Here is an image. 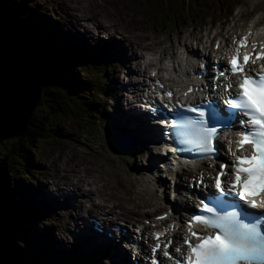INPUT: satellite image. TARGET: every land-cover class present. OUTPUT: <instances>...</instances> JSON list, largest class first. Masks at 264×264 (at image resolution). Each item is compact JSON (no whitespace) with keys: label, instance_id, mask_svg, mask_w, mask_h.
I'll return each instance as SVG.
<instances>
[{"label":"rangeland","instance_id":"rangeland-1","mask_svg":"<svg viewBox=\"0 0 264 264\" xmlns=\"http://www.w3.org/2000/svg\"><path fill=\"white\" fill-rule=\"evenodd\" d=\"M237 2H243L245 5H247V9L239 6ZM147 3V0H13V4L8 8L10 12L14 13L12 16H15L18 20H20L19 10L16 9V6L30 7L28 6L30 4L34 7L43 9L45 12L53 15L55 17V20H57V22L61 24L62 29L66 32L70 31L71 27L74 33L77 35H82L81 33L86 34L85 31H88L90 34L89 38H95L98 40L99 36H101L104 40H106L103 41L104 43H108L110 40H113L115 42L121 41L123 43V34H134V36L146 35L149 38L155 35L156 39L158 37L161 38V40L157 39L156 42L163 41L166 38H171L172 35L176 36V33L179 30L185 31V37L188 34H194V32L202 34V30L199 29L201 24L207 25L211 22L212 19L222 21L227 20L229 22L227 29L232 28L234 26V18H237L236 13L238 11V14H243L250 17L255 11L264 7V0H195V5L197 6V16L195 17L194 22L191 24H180L177 27L172 25L170 31H166L167 35H165L163 31H158L157 33L153 34V31L155 30L153 29L151 19L148 17L149 12L147 8ZM260 5L261 7H258ZM6 6L7 4L3 3V7ZM0 11H2L1 7ZM37 13L42 14L41 12ZM42 16L44 18L46 17L43 14ZM73 17L78 18L83 28L74 30V22L72 20ZM82 19L91 20L90 25L85 26L80 21ZM182 20L184 21L185 19L182 18ZM44 22L46 23L47 21ZM48 23L50 24V22ZM105 25H110L112 29H108ZM191 26H195L197 29L192 30L190 29ZM236 26L238 27V25ZM214 32H219V29H216ZM30 37L33 41L32 36ZM119 38L120 40H118ZM107 39H109V41H107ZM67 41L70 42L71 47H75V44L79 46L82 45L81 42L71 37H69ZM84 45L87 47H98L96 50L97 53L100 55L98 56L100 58V61H97L95 58H87L86 61L95 62V64L99 66L96 67L98 68V70H104L107 73H110L107 76L109 80L108 82L111 83L114 80L117 83L119 73H125V71H122L123 67L121 65L118 66V61L122 59L117 57L115 54H111L109 51L106 52L105 55H103L104 48L101 49L99 46L96 45V42L90 43L89 41L85 40ZM65 46L67 47L68 45L66 44ZM77 54L78 53L75 52L72 53V55H75L77 60H80L81 58L79 54ZM154 54L158 57L156 51L154 52ZM96 68L93 67L91 68V71L85 73L83 75V81L88 80L90 76L94 79V82H92V84L94 85V87L98 88L99 82L96 81V74L98 76V71ZM112 69H116L118 73L117 77L112 74ZM120 76H122V74H120ZM49 78L50 75L48 74L46 79L50 81ZM70 82L72 83L73 80H70ZM101 85L105 87V84L102 83ZM44 86H47L45 84V81ZM66 87H68L73 92H79L78 90L72 88L71 85L68 83L66 84ZM48 90L51 92L53 91L50 88ZM106 91L109 93L107 88ZM66 93L63 92L64 97L69 98L70 95L68 94V92ZM101 93L102 92L99 90L98 93L93 94V96L89 97L91 98L92 102H97L98 105H101L102 109L105 110L106 106L110 107V102H107V96H105V99H102V97L100 96ZM105 116L110 119V116L106 114ZM85 118L86 124L84 125L81 122L85 120ZM43 121L45 135L42 138L36 139L35 144V148L37 147V151H39V153L41 154L42 161L39 160L41 158L38 157L39 155L36 156L35 154H32L28 166H38L39 168L31 169L30 167H28L27 177L31 180V183L26 182L21 185V188L23 189V196H25L29 200H32L33 191L35 197L36 209L38 211L36 215L39 216L37 218V226L40 227L44 232L43 239L37 241L38 245H40L41 243L44 244V248L39 249V252L50 256L54 249H58L59 251L64 250L68 254V258L70 260L78 254L79 250L83 252L86 251L87 253H89L90 256H92L91 260L95 262V257L99 256L100 254L98 252L102 251L103 254L100 255L106 256L108 258L107 264H117L116 256L118 253L121 252V250L112 247V249L107 251L108 249L106 248V246L108 244L105 246V244L99 238L93 236L86 238L84 234L85 230H82V233L80 234L76 233V229H80L79 224L80 226H83V224L79 218H76V216L78 215L75 211L74 213L73 211L71 213V216H73V218H71L69 214H66V216H64V220L69 222V232L65 236L68 238L69 244L64 243L63 245L65 249L60 248L58 246V243H55V241L60 239L59 229H57L58 232L55 230L50 233V231H48L44 226H48L51 223L52 228L55 222L53 215L55 213H62L58 209H48L50 207L48 206L49 203L46 200L51 201V198L49 196H46L45 199H42L38 195L42 192V190L50 186L51 179H55L54 177H51L50 174L55 176L56 169H60V167L63 166H69L73 162H82L83 158H85V165L87 166V158L91 156L93 162L96 164V167L88 165V168H97L96 170L99 173L96 174V177L99 178L101 186L104 187V194L109 193L111 196H113V199H110L109 197L104 196L101 192H99V198L95 197L96 202H94L103 206L106 211L111 210L112 212H115V214L113 215L115 218H118L120 216V219H125L127 222H132L133 219H129L132 218V216L129 215V208H132V205L137 204V201L134 198L136 197V191L141 192L139 188H142L141 184L143 179L145 178V171L148 170L150 164L149 158L150 156H152V153L154 154L158 151L149 149L143 153L142 149L140 152H132L126 157H123L120 154H116L113 151V142L116 136H118V134L116 132L109 133V131L105 129V127H111L108 125V122H105L104 120L101 121L98 126L94 127V125L99 122L96 118V115L92 112H88V114H83V111L78 108L71 110L70 115H50L46 116ZM71 123L77 126H79L80 124H82L83 126L89 125L90 127H82L78 130H74ZM64 125L66 128V133L58 134L57 130ZM107 133L109 134L107 135ZM77 135H79V137ZM14 140H17V138L0 142V167L4 165L5 162L8 160L7 158L9 154L6 153H10V151H13L12 148L13 144L15 143ZM73 142H75V147L72 145ZM89 144H92V146L94 147L93 149H96V151H98V156L93 155L94 153L89 151L91 150V147H89L87 150ZM51 152H53L54 154L52 159ZM23 156L28 155L24 154ZM26 158L27 157H19L21 165L25 164L23 162ZM56 158H60V162H58ZM35 161L37 163L36 165ZM129 166H131V168H139L143 170L142 177L141 174L138 175V173L140 172L131 170ZM160 166L161 167H159V169L164 168L163 165ZM159 169H155L154 167L152 168V170L155 171L154 173L157 175V177H159L160 184L158 186H160V192H157L156 196L154 197L152 195V192L154 191L151 190L152 186L149 185V193L147 194L149 197V202H147L146 205L155 204L159 211H164L170 206L167 205L166 208L162 209V205L165 203V200L168 199L169 196L172 199H175V190L178 192V196L183 195L182 190L187 188L188 184L186 182L183 186L178 187L175 184V180L168 176V173L165 170ZM74 171L75 169L72 166L63 168L61 170V172L70 182L72 181V179L76 180V178L72 175ZM5 172L6 170L0 168V173L3 174V177H1L2 175L0 176V190H4V192L0 195V245H4L5 247L13 250L14 252H16V249L18 250V246L22 250H26L28 248V245H26V233L27 230L30 228V224L28 222L30 217L24 218V216L21 215L22 208L17 206L16 201L18 200L20 194V192H18V188L15 187V190L13 192L10 190L6 191L8 188V183L4 181L8 179L9 176H7V174L5 175ZM147 172H149V170ZM18 174V176H20L19 180L23 182L24 176H22L21 173ZM87 181L91 183V186H87V190L93 189L95 191L99 188L97 185L94 184L92 178L89 177ZM8 182L10 183V181ZM27 184L31 185L28 186ZM46 190H48V188ZM7 199H9L10 202ZM128 199H131L132 201H127ZM60 204L62 207L64 202L60 201ZM89 204H92V202L87 203V205ZM117 204H120L121 207H115L114 209H111V207H113L114 205L116 206ZM173 204L175 206L178 204L180 205V197ZM24 206L28 207L29 204L26 203ZM68 211L69 209L62 210V212L64 213H67ZM48 214L51 215L46 216ZM86 218L90 220H100V217H98V215L92 212L83 216V219ZM120 222L121 221L117 220L116 224ZM77 234L80 237V242L75 239ZM82 238L85 243L89 245V247L87 245H84L85 247L82 246V249H79ZM11 243H15L16 245H11ZM109 245H117V243H112V241H110ZM2 248L3 247L0 246V250ZM92 249H94L95 252L92 251ZM111 250L113 251V253ZM105 251H107V253H105ZM56 258L59 260L69 261L65 256L61 254H58ZM20 259L21 255L17 253L16 256L12 258L13 261H8L7 264H9V262H12V264H18V261ZM5 263L6 260H4L0 264ZM127 264H131V260L128 259Z\"/></svg>","mask_w":264,"mask_h":264},{"label":"snow or ice","instance_id":"snow-or-ice-1","mask_svg":"<svg viewBox=\"0 0 264 264\" xmlns=\"http://www.w3.org/2000/svg\"><path fill=\"white\" fill-rule=\"evenodd\" d=\"M250 35L251 32L238 42L233 41L237 47L228 64L218 69L213 77V80L224 78L227 81L222 85L226 92H236L224 101L227 108L210 101L196 105L178 101V107L183 111L176 112L169 125L174 129L179 150L197 152L202 159H213L218 155L220 146L216 141L224 134L221 129L230 130L239 125L235 133L239 138L228 142V151L234 159L231 165L220 164L212 177L216 193L201 199L198 214L194 213L186 222L189 235L184 236L183 244L189 250L182 260L176 259L175 264H264V64L258 70L250 67L264 60V45L250 44ZM249 48L251 52L241 53V49ZM231 77H236L237 81L233 82ZM216 87L213 84V89ZM192 92L189 88L183 95L188 97ZM164 95L169 100L173 98L171 91ZM233 143L236 151L232 150ZM246 145L251 146L249 155L243 154ZM237 151L241 154L237 155ZM229 167L231 172L227 171ZM199 183L204 184L203 175ZM249 209L261 211L250 212ZM196 224H203L212 232L200 234L193 230ZM168 230L175 231V226ZM164 235L154 233L157 241ZM193 238L198 242L193 243ZM171 244L172 241H168L163 251L169 260L174 259L168 251ZM160 247L157 243L153 253ZM181 251V247L175 248L176 253ZM153 264L161 262L154 259Z\"/></svg>","mask_w":264,"mask_h":264},{"label":"bare ground","instance_id":"bare-ground-1","mask_svg":"<svg viewBox=\"0 0 264 264\" xmlns=\"http://www.w3.org/2000/svg\"><path fill=\"white\" fill-rule=\"evenodd\" d=\"M28 6L31 7V8L29 7L31 10L34 7L33 5H30V4ZM192 6H194V4H192ZM112 8H113V6H112ZM261 9H263V8H261ZM33 10H35V9H33ZM4 11L7 12V10H4ZM27 14L28 13L25 12L26 16H27ZM30 14L33 15V17L35 19L38 18V19H40L42 21V23L48 25L47 27H52L53 26V23H52V22H54L53 15L50 14L49 19H48V17L44 18L42 16V14H38L37 12L30 13ZM72 19L75 21V26L76 27H81V23L79 22L78 18L75 17V18H72ZM20 21H21V23L23 24L24 27H25V25L28 27L27 22H24L22 18H20ZM44 21H47V22L45 23ZM80 21L85 26H89L90 22H91V20H85V19H82ZM48 22H50V24ZM105 26L108 29H112L110 25H105ZM263 29H264V26H263ZM113 31H115V30H113ZM81 34H82V37H84V39L89 41L90 43H95L97 41V39H95V38H89L90 34H89L88 31H86V34H83V33H81ZM35 35H37V34H35ZM69 35H70V33H69ZM193 36H194V34L188 35L186 37V42H189V41L191 42ZM145 38H147L146 35L145 36H134V34H123L122 35V39L124 40V42L126 44H124V47L119 45V44H114L113 47L118 51L119 54L117 53V51L114 48L112 49V53L116 54V56L121 58V59L124 58L122 60H124L126 63H127V60H129V63H131L130 61L134 60L135 56L137 57V51L141 49V58H143L142 52H144L143 48L145 47V45L143 44V41L145 40ZM157 39L161 40L160 37H158ZM20 41L22 42V40H20ZM107 41H109V39H107ZM111 42H115V41L110 40L108 43H104V49H103L104 51H103V53L108 52V44L111 43ZM116 43H118V42H116ZM54 47L57 50H59L60 52L63 51V47L61 45L55 44ZM36 51L40 53L38 48H36ZM62 55L66 59V56L64 54H62ZM193 56H196L195 52L193 53ZM39 57L42 58V59H47L48 58V54L47 53H41V55H39ZM185 58H186V60H188L189 56H185ZM141 63L142 62H139V65H142ZM193 67L195 68L196 65H193ZM49 68H50V65H47L46 69L48 70ZM197 70L200 71V68L198 67ZM115 73L116 72L114 70L112 72V74L117 76V74H115ZM193 73L190 74V77L192 76ZM138 75L141 76V77H144V75L141 74L140 72H139V74H136L131 69H130V72L128 74H126V76L129 79L130 78H134V77H136ZM53 76L57 78V73L53 72ZM220 80L224 81V82H227L225 79H220ZM147 82L150 84V86L145 85L144 86V91H147L148 94L151 95L152 92L154 91V87L156 88V85H154V83L151 80H149ZM121 86L122 85L120 83H118L115 86L116 87L115 88L116 92H118L117 90H120L119 88ZM128 86L133 87L132 84H129ZM221 90H222V88H221ZM155 91H157V90H155ZM139 97H140L139 93H136V99H139ZM134 102H135V100L127 103L129 105V107L126 108L127 110L118 107V110L114 114H112L110 116V119L106 118L105 116H102L103 113L101 111H97V112L92 111V113L96 115V118L99 121L96 125H94V127L98 126V124H100V122L104 120L105 122H108V125L110 127H116V128L124 129L126 131V134H128L127 133V129H128V131L131 133V134H128V135H134V136L140 137V135H143L144 133H147V130L145 129V128H147V126L145 124L141 123V122L133 120V118H132V110L131 109H132V107H135L134 106L135 105ZM118 103L124 104V101L123 100H119ZM93 106H95V105H93ZM105 108H106V110H110V107H108V106H106ZM155 125H156V123L154 122V126ZM72 126H73V124H72ZM81 127L89 128L90 126L89 125L83 126L81 124ZM73 129H74V127H73ZM157 131H159L160 133L163 132L160 129H158ZM77 136L79 137V135H77ZM128 137H133V136H128ZM72 145L75 147V142H73ZM122 145L126 146L124 144H122ZM221 146H223V143L220 141V147ZM89 147H91V150H89V151H91L93 153H96V154L98 153V151H96V149H93L94 147L92 146V144L88 145L87 150H88ZM130 149H133V148H130ZM87 150H86V152H87ZM53 155H54L53 152H51V159L53 158ZM225 156L229 157L228 154H225ZM221 158L223 159L224 157H221ZM59 159L60 158H56V160L58 162H60ZM91 160L93 161L92 157H90V158L88 157L87 158V161H86L87 166L85 165V158H83L82 162H73L69 166H66V167L63 166V167H60V169H56V175L55 176L50 174L51 177H54L55 179H51V181H50L51 184L48 187V190H46V188H45L38 195L42 199H45L46 196H49L51 198V201L46 200L49 203L48 206L51 209H58L62 213V214L55 213L53 215V218H54V221H55L54 225L52 226L53 229L51 228V223L48 226H44V227H46V229L48 231H50V233L53 232L54 230L57 231V229H59L60 239L55 241V243L56 244L58 243V246L60 248H62V249H65V247L63 245L64 243L65 244H69L68 238L65 237L66 234L69 232V226H68L69 222L64 220V216H66V214H69L71 216L72 211H73V213L75 211L77 213V215H78V216H76V218H79L83 222V216L85 214H89L90 212L95 213L96 215H98V217H100V222L101 221L103 222V224H101L99 226H102V225L104 226L106 224V222H114V223H116V221L118 220L117 218H115L113 216L115 214V212H112L111 210L106 211L104 209V207H101L98 203L94 202V197H98V193L99 192H101L104 196L109 197L110 199H113V196H111L109 193H105L104 194V192H103L104 191V187L101 186V184L99 182V179L97 177H94V175L96 176V174L99 173L96 170V168H93V169L88 168V165H91L92 167H94V165L91 163ZM152 161H153L154 166H155V165H157V162L159 161V158L155 156V158L152 159ZM132 165H135V164H132ZM70 166H72L75 169V171L72 173V175H73V177L76 178V180L72 179L71 182L68 181V179L61 172V170L63 168H67V167H70ZM129 168L131 170H133V171H138V172H142L143 171V170H141L139 168H131V166H129ZM106 173H107V171H106ZM106 173H104V174H106ZM89 177L92 178L94 184L99 187L95 191L93 189L87 190V186H91V183H89L87 181V179ZM185 183H186V181L183 178L175 180V184L178 187L183 186ZM188 185H189V183H188ZM205 192H207V190H205ZM20 193L22 194V192H20ZM77 194L79 196H77ZM193 195L197 196L196 193H193L192 196ZM179 197H180V200H182L185 203V210L188 211L190 209L189 208V204L192 205L191 201L188 200L183 195L178 196V198ZM78 199H81V200H78ZM7 200L10 202L9 199H7ZM60 201L64 202L63 206L69 208V211L67 213L62 212V207H61ZM127 201H132V200L128 199ZM88 202H92V204L87 205ZM115 207H121V205L120 204H117L116 206L114 205L113 207H111V209H114ZM180 207L181 206H178V207H176V209H180ZM70 209H72V210H70ZM138 214H139V211L136 210L134 216H137ZM49 215H51V214H48L46 216H49ZM71 218H73V216H71ZM178 218H181V216L178 215ZM75 225H77V224H75ZM83 225L85 226V228H88L92 232V235H95L97 237H101V234L95 233L90 227H87L85 225V222L83 223ZM113 226H115V224ZM111 228H113V227H105V229L108 230L109 232L111 231ZM75 239L80 242V237H79L78 234L76 235ZM122 239L123 240L133 239L134 241H141L142 248L137 250L133 246V244H129L128 245L129 250H124V249H126L127 245H125V243L123 244L122 240L119 239V237L116 240L112 239V243L116 242L117 245H109L110 242L108 241V239L105 236L102 238V240H104V241H106L108 243V245L106 246V248L108 249L107 251H109L110 249H112V247H114V248L119 249L121 251L124 250L123 251V255H124L125 252H131L133 254L135 252L139 256H145L147 260H150L151 254L153 252V251L150 250L151 243H147L141 235L137 236L134 233H132L130 237L122 238ZM81 244L87 245L89 247V245L85 243L83 238H82ZM0 251L2 253H6L4 248H2ZM8 251L10 252V251H13V250L10 249ZM15 251L17 253L21 254L20 250L16 249ZM92 251H94V249H92ZM107 251H105V253H107ZM98 253L103 254L102 251H100ZM58 254H61V255L65 256L69 260L68 254L64 250L63 251H59L58 249H54L53 252L49 256L50 260L52 258L51 262L53 264H57L55 261H56V256ZM156 255L161 256V250L157 251ZM135 256H137V255H135ZM126 258L131 260V261L137 260V258L135 259V258H132V257H125V259ZM107 259L108 258L105 257V256L102 257L101 263L102 264H107L106 263ZM164 260H165V264H170L171 263V260H169L168 258H165ZM141 261H142V264H144V261L142 259H141Z\"/></svg>","mask_w":264,"mask_h":264},{"label":"trees","instance_id":"trees-1","mask_svg":"<svg viewBox=\"0 0 264 264\" xmlns=\"http://www.w3.org/2000/svg\"><path fill=\"white\" fill-rule=\"evenodd\" d=\"M147 8L149 9L150 15L155 19V22H160V20L165 19L167 20V24H171L173 22H177L179 13H185L188 16L194 15L193 9L189 7H194L192 4L195 5V0H147ZM8 2V1H7ZM185 11H180L183 9H188ZM7 10L8 8H4ZM27 17L28 19H24V22H27L28 25V31L30 35L33 38V41L36 42V44L39 47H44L46 49V52L48 54V58L46 61L51 66L49 68L48 74L50 75V78L46 80L45 84L47 85L45 87V90L43 92L42 96V106L40 107L39 112L32 118L29 126L27 127L26 132L21 136L18 137L17 140H14L15 143L13 144V151H10L8 156V160L5 162L4 165H2L0 168L3 170H6L5 175L9 176L8 179H6L4 182L8 183V188L6 191H14L15 187L18 188V192L22 191L21 185L22 182L19 180L18 173H21L22 176H24L25 180H29L27 177L28 174V167L31 168V165L28 166L30 159L32 157V154H35L36 156L41 154L39 153L38 148H35L36 139L42 138L45 135L44 132V118L46 116L50 115H58L63 114V116L70 115L71 110L73 109H81L83 111V114H88V112L94 111H100V106L97 102H92V100L89 98L88 94H81L71 91L68 87H66L67 82H69V78L71 76V72L68 69L70 63L72 65V58L67 56L63 51L60 52L54 47V44L51 43V33H52V27H47L48 25L42 23L45 25V27L40 26V22H42L40 19L38 20V23H36V19L31 15L30 13L39 12L42 11L38 7H33L32 10L30 8H27ZM35 9V10H33ZM180 11V12H178ZM172 15V18H168L167 16ZM183 18V17H182ZM180 18V19H182ZM37 34V35H35ZM41 40V41H40ZM59 45V44H58ZM50 51L54 53V55L50 54ZM64 54L65 57L62 55ZM53 72L57 73V78L53 76ZM105 78V75H103L102 78L97 76V80L99 82H102ZM102 86V85H101ZM53 90L52 92L48 89ZM101 92H104L105 89H100ZM63 92H68L70 95L69 98H65L63 95ZM67 94V93H66ZM78 98H83V100H79ZM97 104V105H96ZM95 105V106H93ZM99 107V108H98ZM84 116V115H83ZM103 116V115H102ZM85 117V116H84ZM69 122V121H68ZM81 126V125H80ZM74 130L80 129L77 125H74ZM58 134H63L65 132V125L62 126L57 130ZM21 154V155H20ZM28 156H23V155ZM17 155V156H16ZM19 155L22 157H27L21 165L20 159L18 158ZM30 155V156H29ZM2 175V176H1ZM0 176L3 177V174L0 173ZM12 180L17 181L16 184H10L8 181ZM4 190H0V195L3 193ZM21 195V193L19 194ZM22 208V216L24 218L29 219L30 228L27 230L26 233V240L28 248L26 250H22L18 246V250L21 251V259L18 261V264H44V259L48 258L47 254L39 252V249L44 248L43 243L40 245L37 244V241H40L43 239V230L37 226L38 220L35 218L36 214L32 210H30L28 207H21ZM31 215V216H30ZM34 217V218H33ZM35 219V220H34ZM9 245V244H8ZM11 245H16L15 243H11ZM4 248L6 253H2L0 251V263H2L4 260L13 261L12 258L16 256V252L14 251H8L7 247L4 245H0ZM22 246V245H21ZM58 260V261H57ZM7 262L5 264H7ZM57 264H93L92 262L81 259V258H72L70 261L66 260H59L56 258L55 261ZM9 264H12V262H9ZM50 264H53L52 262Z\"/></svg>","mask_w":264,"mask_h":264},{"label":"water","instance_id":"water-1","mask_svg":"<svg viewBox=\"0 0 264 264\" xmlns=\"http://www.w3.org/2000/svg\"><path fill=\"white\" fill-rule=\"evenodd\" d=\"M46 68L21 21L0 11V142L26 132L42 103ZM124 137L116 140L123 150Z\"/></svg>","mask_w":264,"mask_h":264}]
</instances>
